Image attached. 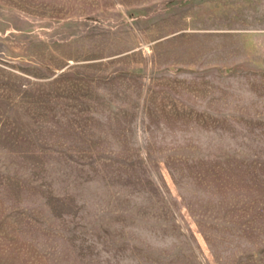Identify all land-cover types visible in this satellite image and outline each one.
Instances as JSON below:
<instances>
[{"label":"rangeland","instance_id":"obj_1","mask_svg":"<svg viewBox=\"0 0 264 264\" xmlns=\"http://www.w3.org/2000/svg\"><path fill=\"white\" fill-rule=\"evenodd\" d=\"M0 264H264V0H0Z\"/></svg>","mask_w":264,"mask_h":264}]
</instances>
